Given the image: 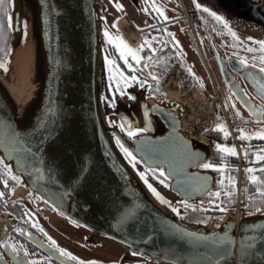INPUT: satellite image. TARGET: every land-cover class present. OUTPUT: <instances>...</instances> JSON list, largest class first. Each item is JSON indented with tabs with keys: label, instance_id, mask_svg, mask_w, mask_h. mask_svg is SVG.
Wrapping results in <instances>:
<instances>
[{
	"label": "water",
	"instance_id": "1",
	"mask_svg": "<svg viewBox=\"0 0 264 264\" xmlns=\"http://www.w3.org/2000/svg\"><path fill=\"white\" fill-rule=\"evenodd\" d=\"M25 1L11 0L12 39L7 67L0 66L3 73L9 71L16 46L25 41ZM29 1L37 36V79L32 84L24 80L20 101H15L0 80V156L21 176L20 183L95 237H106L167 264H208L212 241L192 233L216 238L224 232L235 237L234 248H238L245 225L250 230L247 235L264 228V210L245 212L240 217L228 213L208 223L189 222L156 197L137 171L144 170L141 160H149V167L173 172L162 177L169 183L163 180L165 186L159 184L178 195L179 202L201 199L215 185L213 171L198 167L210 161L213 147L185 134L177 103H152L150 88L143 80L138 87L128 84L124 89L115 87V79L110 82L105 55L110 56L100 19L105 18L102 0ZM105 97L116 103H108ZM17 107L22 111L20 122ZM49 107L53 112L45 121L42 114ZM123 117L143 131L128 140V132L120 127ZM54 124L56 134L49 136ZM13 131L21 133L23 144H10ZM117 135L138 156L135 167L117 145ZM192 153L200 157L195 163L189 162ZM17 154L27 156L28 163L18 165ZM261 164L245 165L242 170L250 166L258 170ZM227 166L224 170L239 169ZM82 167L84 174L73 185L72 178ZM148 180L152 184L155 181L149 176ZM133 205L135 212L122 218L124 208ZM172 225L180 227L173 229ZM226 259L228 264H235V257Z\"/></svg>",
	"mask_w": 264,
	"mask_h": 264
},
{
	"label": "flooded vegetation",
	"instance_id": "2",
	"mask_svg": "<svg viewBox=\"0 0 264 264\" xmlns=\"http://www.w3.org/2000/svg\"><path fill=\"white\" fill-rule=\"evenodd\" d=\"M109 3L114 11L113 15L117 17L113 22L116 23L119 18L126 17L134 25L136 23L143 25V27H139L142 41L138 47L144 44L145 38H148V44H145L140 51V54L144 53V60L141 63L131 61L135 64L134 68H129L127 63L119 57V53L114 50L115 45L107 42L109 53L112 58L116 59L117 65L126 74L137 76V80L129 84H138L140 80H143L146 86H149L150 91L156 89L158 85L152 79V75L149 74V66L151 65L158 76H161L160 73L163 71L172 73L180 90L188 88L189 83L201 85L200 79H197L198 76L193 65L186 55V48L181 42L180 37L184 36L191 52H196L202 59L210 79L212 91L218 94L228 118L235 122L234 131L237 132L238 127L246 126L249 123L257 126L264 125V119H261V121L256 120L257 114L252 112L243 102L245 93H247L246 98L250 103L258 106L264 105V95L260 94L252 77L248 75V73H252L258 79L264 77V72H261L256 64L251 62V58L261 55V53L252 49H258L257 40L264 39V0H199V3L224 15L229 22V26L241 37L239 41L233 38L222 22L217 21L205 9L198 8L196 6L197 0H154L155 4L163 8L164 15L153 8V0H115V2L109 0ZM118 5H123V7ZM212 5L216 8H224V11L217 10ZM5 8L6 12L0 10V21H3L6 27L4 30L6 33L10 29L7 17L8 15L12 17L10 0L6 3ZM164 16L168 18L165 19ZM109 28L120 36L119 31L114 29L111 23ZM247 37H254L255 39L248 40ZM175 41H179V43L173 46ZM152 48L157 49L154 54L150 53ZM151 56L154 61L149 65L151 60L149 57ZM240 56L248 57L250 63L248 65L242 64L239 59ZM159 59L161 60L159 61ZM259 62L257 59L256 63ZM159 64L164 65V69L160 68ZM193 73H195V76H193ZM168 89H173V85H170ZM166 92L168 94L169 91ZM152 103L168 105L171 102L162 99ZM227 104H230L231 109L228 108ZM237 109H239V112H237ZM127 138L128 140L132 139L130 136H127ZM225 138L227 139L226 142L221 141V143L229 146L234 145L236 151L237 147L233 144L231 137L226 135ZM239 142H241L240 139ZM241 147L252 149L254 152L252 161L246 162L243 166L264 163V161L255 159L257 152L264 154V137L253 136L250 145L241 143ZM216 150H218L219 156L213 158ZM236 156L237 154L215 148L209 162L239 168ZM136 164H138V161ZM211 170L215 174V181L221 178L220 170ZM238 173V170H224L223 176L226 181L229 177ZM256 174L264 173H261L258 169ZM240 175L247 176L243 184L247 187L251 182L249 180L250 173L241 170ZM148 176L152 177V174L149 173ZM5 179L8 181L7 184L4 183ZM18 183L19 181L13 180L0 167V191L5 193L0 196V240L10 238L18 245L26 246L31 256L48 257L51 264H65L66 258L57 249H51L50 244L45 247L41 243L47 240L45 233L50 235L61 247L67 248L74 255L84 260L96 259L101 264H113V262H116V264H137V262H141V264H165L134 253L123 244H111L103 236L95 237L91 230L76 222L74 223L73 220L56 210L38 195L27 192L14 197V190ZM203 199H208L207 202H209L214 198L208 194ZM183 200L185 199L181 201ZM188 201L191 202L192 200ZM249 203L255 204V201L245 199L241 202L242 213L255 211L256 207L260 206V204H256L255 208L249 207ZM223 207L221 205V209L226 208ZM27 210L34 214L33 219L43 227L44 233L28 220ZM229 211L230 209H227L224 215ZM17 227L24 228V231L17 232L15 230ZM29 232L32 234L31 239L28 236ZM0 250L5 254L4 259L11 264L12 255L9 249L0 245ZM52 252L55 255L51 254ZM37 264H47V261H37ZM67 264H78V262L67 258Z\"/></svg>",
	"mask_w": 264,
	"mask_h": 264
},
{
	"label": "snow or ice",
	"instance_id": "3",
	"mask_svg": "<svg viewBox=\"0 0 264 264\" xmlns=\"http://www.w3.org/2000/svg\"><path fill=\"white\" fill-rule=\"evenodd\" d=\"M8 2V0H0V10H4L6 12L5 5ZM115 2V0H114ZM120 7H123V5H118ZM196 6L201 9H205L208 11L212 17H214L217 21L222 22L226 27L227 30L231 33L233 38L236 41H239L241 37L229 26V22L224 17L223 14L218 13L214 11L213 9L207 7L204 4L199 3V0H197ZM153 8H155L161 15H164L163 8L159 5L154 3L153 0ZM147 10V9H146ZM165 19H167V16H164ZM8 23L11 24L12 17L11 15H8L7 17ZM25 23V31H26V21ZM5 25L3 21H0V34H3ZM105 36L110 41L111 44L115 45V51L119 53V57L124 60L125 63H127L129 68H134L135 64L131 61L140 62L142 61V56L140 55L141 48L145 46V44H148V38H145L144 44H142L140 47H132L124 38L122 35L120 36H113L111 32H109L108 28L105 27L104 29ZM173 39L175 40L174 34ZM248 40L255 39L254 37H247ZM179 41H175V44H178ZM257 43L259 45L258 49H252L254 51H258L261 53L258 57L251 58V62L256 64V67H258L261 72H264V39L257 40ZM150 46V45H149ZM251 48V45L249 46ZM157 49L152 48L151 51L155 52ZM131 58V60H130ZM240 62L244 65H248L250 63V60L248 57L240 56L239 57ZM257 59L260 61L259 63H256ZM105 60L108 63V72H109V80L111 82L112 79L116 80L115 87L118 89L127 88V85L130 82H135L137 80V76L135 75H128L126 74L123 69H121L117 63L115 58H110L107 55H105ZM0 64H3V66L6 68L7 64H5L2 60H0ZM146 67V65H145ZM150 75H153L152 73H149ZM249 76L252 77L253 82L256 84L257 88L259 89V92L261 95H264V77L257 78L252 73H248ZM193 76H195V73H193ZM157 80L159 77H155ZM197 79H199L197 77ZM123 95V92H121ZM114 95V94H113ZM131 96V93H129ZM247 93H245V99L243 102L250 108V110L257 114L258 119H264V105L258 106L256 104L250 103L248 101ZM135 99V97H132ZM108 103L115 104V99H108L105 97ZM234 103V102H233ZM57 111H62V109H58ZM53 112V109L49 107L45 110V113L42 115L44 116V120L46 121L48 119V116ZM237 112H239V109H237ZM41 122L38 121V126ZM109 123H116L114 120H110ZM56 125L54 124L51 129L48 130L49 136H54L56 134ZM120 127L124 129L126 132H128L129 136H135L137 132L143 131V129L138 127H132L131 122L127 120V117H123L120 122ZM217 128H225V125L220 123L216 125ZM241 135L244 137L251 138V136H257V137H264V125H261L259 130L253 131L252 133H248L244 131V129H241ZM228 133L225 132V135ZM21 133L13 131L12 138L10 139V144H23V141L20 140ZM47 138V137H46ZM117 145L120 147V149L123 151L125 156L129 159V161L132 163L133 167H135L136 162L138 160V156L133 153V150L125 145V143L121 140L120 136L115 137ZM216 147L218 149H222L226 152H231L233 154H237L235 151V146H229L226 144H217ZM10 151H15L14 148H10ZM247 154V153H246ZM17 158V164L23 165L28 163L27 156H20L19 154ZM198 159H200L199 155L196 153H192L189 158L190 163H195ZM256 160L264 161V154L261 152H257L255 155ZM5 157L0 156V167L3 168L4 172L7 173L8 176H11L13 180L19 181L21 179V176L16 175L12 171V167L10 164L4 163ZM141 163L144 164V170L139 172V175L141 178H143L144 183L147 185V187L152 191V193L155 194L156 197H158L163 203L168 204L170 207H173V210L177 212L179 215H184L185 213L180 212V204L184 205L186 208L191 207L195 208V204H189V201L187 199L177 202L176 205H173V202L169 200L167 197H165L151 182L148 180V174L151 173L152 175L156 176V178L159 180L162 177H170L173 172L165 170L164 167H149V160H141ZM163 163V161H161ZM203 168H209V169H217V170H224L227 169L228 166L226 164L222 163H211V162H205L201 165ZM26 170V169H25ZM84 168H81V171L79 174H77L75 177L72 178V183L75 185V183L81 179V177L84 174ZM247 171L250 173L249 180L251 181L252 185L255 186V193L258 195H250L249 200L250 201H256L257 198L259 199V202L264 204V175H258L257 169L255 167L250 166ZM259 171L261 173H264V164H261L259 166ZM205 181H207V177L204 178ZM4 183L7 184L8 181L5 179ZM221 186L224 185L225 179L223 176V171H221V179L218 182ZM227 183L232 186V190H229L226 192V195L228 197H231L234 195L235 191V185H236V179L234 177H229L227 180ZM180 187V184L177 185ZM71 189H69L70 191ZM5 193L0 191V196H3ZM225 194V190L222 187H217L212 193H209V195L215 197V199L209 201L208 203L210 205L219 204V197L221 195ZM203 206V205H201ZM249 207L255 208L254 203H250L248 205ZM136 206H127L124 208V211L122 212V218H126L128 216H131L135 212ZM226 211V209H222ZM259 210V209H257ZM26 215L29 221H31L35 226L40 229L42 233H44L43 227L36 222L35 219H33L34 214L31 213L30 210L26 211ZM76 221H74L75 223ZM204 223H207V220L204 221ZM179 225H172L173 229H178ZM17 232H23L24 228L17 227L15 229ZM250 230L247 228V226H244V232L245 235L241 237L239 242V247L234 248L236 245L235 237L231 235H226L224 232H222L219 237L213 238L210 234L205 233H192L193 236L199 237L200 239H207L212 241V248L213 251L211 252V259L208 261V264H228V261L226 258L228 257H235V264H264V228H262L260 231H258L255 235H247V233ZM46 241H42L47 247L49 244L51 245V249H57L60 254L65 259V264H67V258H71L73 261H77L78 264H101L99 260L96 259H90V260H84L81 259L79 256L74 255L71 251H69L67 248L61 247L50 235H47ZM29 238H32V234L28 233ZM0 245H3L4 247L8 248L12 255L11 264H37V261H47V264H51V260L48 257L45 256H39V257H33L29 254V250L26 246L18 245L17 242H14L13 240L5 239L0 240ZM50 249V252H51ZM51 254L55 255L54 252ZM4 252L0 250V264H9L7 260L4 259ZM251 257V259H249ZM113 264H116V262H113ZM137 264H141V262H137Z\"/></svg>",
	"mask_w": 264,
	"mask_h": 264
},
{
	"label": "bare ground",
	"instance_id": "4",
	"mask_svg": "<svg viewBox=\"0 0 264 264\" xmlns=\"http://www.w3.org/2000/svg\"><path fill=\"white\" fill-rule=\"evenodd\" d=\"M24 15L26 16L28 23L26 27V36L25 41L22 45L16 46L13 58L10 64L8 72L0 71V80L9 88L10 93L14 97L15 101L19 100V89L23 87L24 80H28L29 84H32L35 81V74L38 70V63L36 60L37 48H36V33L34 26V8L32 2L26 0L24 2ZM123 23H127L124 19ZM129 35L132 38L133 34L129 31ZM138 40L136 39L135 42ZM150 72L155 76V72L152 66H149ZM39 72V71H38ZM169 96L173 100L182 98V95L177 91H169ZM17 121L20 122L22 111L16 109ZM30 192L28 188L20 183L14 190V197ZM236 217H239L238 214H235Z\"/></svg>",
	"mask_w": 264,
	"mask_h": 264
},
{
	"label": "built area",
	"instance_id": "5",
	"mask_svg": "<svg viewBox=\"0 0 264 264\" xmlns=\"http://www.w3.org/2000/svg\"><path fill=\"white\" fill-rule=\"evenodd\" d=\"M127 22V21H126ZM122 30L128 34V31L132 32V38L128 34L131 43L138 44L141 36L140 31L136 28L133 30L130 28V23L119 22ZM129 28V29H128ZM136 39L138 40L137 42ZM164 89L161 90L160 95H152V99L156 100L160 97H165L163 93ZM182 98L177 99L183 110V128L184 131L196 138L197 140L205 143H209L207 132L212 128L217 120L218 106L217 99L214 96L209 95L205 90H196L193 88L187 93H180ZM252 157V152L244 154L239 148V161L242 162L244 159Z\"/></svg>",
	"mask_w": 264,
	"mask_h": 264
},
{
	"label": "trees",
	"instance_id": "6",
	"mask_svg": "<svg viewBox=\"0 0 264 264\" xmlns=\"http://www.w3.org/2000/svg\"><path fill=\"white\" fill-rule=\"evenodd\" d=\"M10 8L12 10V2L10 0ZM12 24H10V29L8 32L5 33V31H3V34H0V60H2L5 64H7L8 61V57H9V52H10V46H11V39H12ZM114 27V26H112ZM6 28V27H5ZM4 28V30H5ZM108 49V46H107ZM109 52V49H108ZM146 53V52H145ZM152 54H154L155 52H150ZM142 56V61L144 60V53L140 54ZM1 67L5 68L3 66V64H0ZM213 138L219 139L220 138V130L218 128H215L214 130H212L209 133ZM219 156V152L218 150H216V152L213 155V158H218ZM237 175H234V178L236 179V185L235 187V191H234V195L231 197H228L226 195V192L229 190H232V186H229L227 189L225 188V186H227L226 184H224L223 186H221L220 184H218L215 189L217 187H222L225 190V194L221 195L219 197V204H214V205H209V203L207 202L208 199H194L191 202H189V204H195L196 207L195 208H191V207H185L183 206V211L182 213H185L184 215H180L184 220L189 221V222H200V223H204L205 220L209 221L211 218L214 217H223L224 213L227 211V209L233 210L234 206L236 205L237 202ZM260 175H264V174H260ZM247 176L244 175L243 178L245 179ZM152 178L162 184H165L163 182L164 178L161 179H157L156 176L152 175ZM166 181V180H165ZM167 186V183H166ZM168 187V186H167ZM214 189V190H215ZM250 195H258L255 193V186L252 185V183L250 182L247 187L242 186L241 187V192H240V201L242 202L245 199L249 200V196ZM210 197L214 198L213 196L210 195ZM250 204V203H249ZM256 204H260L259 207H256L255 211H247L246 213H252V212H258L260 210H264V204H262L261 202H259V199L257 198V200L255 201V205ZM203 205V206H201ZM221 205H223L224 209H226V211L221 209ZM228 207V208H227ZM259 209V210H257ZM219 212V213H217ZM188 214V216H187Z\"/></svg>",
	"mask_w": 264,
	"mask_h": 264
},
{
	"label": "rangeland",
	"instance_id": "7",
	"mask_svg": "<svg viewBox=\"0 0 264 264\" xmlns=\"http://www.w3.org/2000/svg\"><path fill=\"white\" fill-rule=\"evenodd\" d=\"M102 2L104 3V7H105V9H104V16H105V18L104 17H102L101 16V29H102V35H103V40H104V42L105 43H107V42H110L108 39H107V37L105 36V33H104V29H105V27H107L108 28V30H109V32H111L112 34H113V36L115 37V36H118L116 33H115V31H113V30H111L110 28H109V24L111 23V26H114V29H116V30H119V28L116 26V23L115 22H113L117 17H115L113 14H114V11L111 9V5H110V3H109V0H102ZM213 6V8H215V9H217V10H221V11H224V8L222 9V8H216V6H214V5H212ZM218 7V6H217ZM226 8V7H225ZM224 13V12H223ZM136 26L137 27H143V25L141 24V23H136ZM260 27H262L261 25H260ZM129 29V28H128ZM121 34H123V33H121ZM128 35V34H127ZM127 38V37H126ZM181 38V42L183 43V45H184V47L186 48V55H187V57L189 58V60L191 61V63H192V65H193V68H194V71L196 72V75L198 76V78L200 79L199 80V82L201 83V85H203V87L204 88H206L209 92H211V93H214L213 91H212V88H211V83H210V79H209V77H208V74H207V72H206V70H205V66H204V64H203V61H202V59L200 58V56L196 53V52H191V50H190V48H189V46H187V44H186V40H185V38H184V36H182V37H180ZM153 56V55H152ZM152 56L151 57H149V59H151L152 58ZM110 58H112V56L110 55ZM161 59H159V61H160ZM164 61H165V59H163ZM154 61V58L153 59H151L150 60V62H149V65H150V63L151 62H153ZM163 61V62H164ZM166 65V64H165ZM154 66H156V65H154ZM167 66V65H166ZM159 67L160 68H163L164 69V65H161V64H159ZM158 70V69H157ZM160 74H163V76L167 79V78H169L170 77V73H165V71H163L162 73H160ZM174 79V77H171V80H173ZM135 86H137L138 87V84H136V83H133ZM161 86L162 85H159V87L161 88ZM169 87V86H168ZM27 97H30L31 96V92H28L27 93V95H26ZM122 98H124V99H126V96L123 94V96H122ZM227 106H228V108L229 109H231V106H230V104H227ZM220 123H222V124H224L225 125V128H219V129H221L220 130V138L219 139H216V138H213L209 133L211 132H209L208 133V137H210V141L213 143V145H214V147L215 148H217L216 147V145L219 143V144H224V143H221V141L222 142H226V138H225V132H227L228 134H229V129H228V126H227V123L226 122H223V121H219L218 122V124H220ZM260 127L261 126H257V125H246V126H240V127H238L237 128V138L238 139H241V142H240V144L241 143H243L244 145L246 144V145H250V142H251V139L253 138V136H251V138H248V137H244V136H242L241 135V129H244V131H246V132H248V133H252L253 131H256V130H259L260 129ZM228 134H227V136H228ZM220 141V142H219ZM231 177H234V176H231ZM221 178H219V179H217L216 181H215V185H214V187H213V189L209 192V193H212L213 191H214V189H215V187L219 184L218 182H219V180H220ZM228 180V179H227ZM227 180L225 181V183L224 184H228L227 183ZM238 180H239V175H237V182H238ZM153 184H154V186L165 196V197H167L169 200H171L172 202H173V204H177V202H179V196L178 195H174V194H171L170 192H168L166 189H165V187L164 186H162V185H160L158 182H156V181H154L153 182ZM230 185L228 184L227 186H225V188L227 189L228 187H229ZM210 196V195H209ZM181 206V205H180ZM234 208H235V206H234ZM234 210V209H233ZM218 218V217H217ZM216 217H214V219H217ZM214 219H210L209 221H207V223L208 222H210L211 220H214Z\"/></svg>",
	"mask_w": 264,
	"mask_h": 264
}]
</instances>
